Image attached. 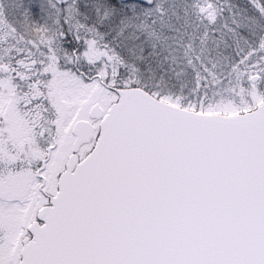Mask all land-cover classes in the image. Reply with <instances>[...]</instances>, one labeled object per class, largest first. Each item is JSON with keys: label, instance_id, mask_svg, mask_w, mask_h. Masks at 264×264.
I'll list each match as a JSON object with an SVG mask.
<instances>
[{"label": "snow or ice", "instance_id": "6c2138e0", "mask_svg": "<svg viewBox=\"0 0 264 264\" xmlns=\"http://www.w3.org/2000/svg\"><path fill=\"white\" fill-rule=\"evenodd\" d=\"M0 264H264V0H0Z\"/></svg>", "mask_w": 264, "mask_h": 264}]
</instances>
